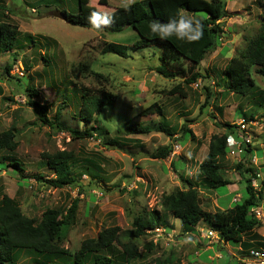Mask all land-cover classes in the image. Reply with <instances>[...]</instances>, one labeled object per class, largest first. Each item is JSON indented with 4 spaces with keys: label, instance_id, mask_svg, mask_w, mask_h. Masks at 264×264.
Segmentation results:
<instances>
[{
    "label": "rangeland",
    "instance_id": "1",
    "mask_svg": "<svg viewBox=\"0 0 264 264\" xmlns=\"http://www.w3.org/2000/svg\"><path fill=\"white\" fill-rule=\"evenodd\" d=\"M45 1L50 2L0 0V23L16 24L19 28L13 50L16 51V59L12 60V52L0 56V133L13 128V140L17 146L13 152L0 150V159L14 155L22 169L18 174L13 173V167L0 170V199L7 194L18 202L26 216L37 220L46 208L65 212L74 198L79 199V204L74 223L59 243L69 251L68 256L51 258L32 249H16L17 263L71 264L73 254L84 239L95 238L100 230L112 226L120 228L122 241L134 240L136 243L140 253L131 264L212 263L207 255L213 252L203 251L198 248L199 244H193L191 238H186L190 236V229L163 211L160 201L163 195L184 188V179L193 181L199 190L207 188L198 172V165L207 156L210 137L222 133H226V138L238 135L237 126L232 128L234 133H229L221 125L224 122L233 124L243 118L241 111L248 112L251 108L257 111L253 118L257 123L251 126L250 145L253 150L242 164L247 167L255 155V170L262 175L261 181L264 182V77L253 69L256 88L246 96L224 91L216 84L229 59L242 54L248 41L264 25V0H225L228 11V16L223 19L225 34L219 37L218 45L206 54L196 69L208 77H198L192 83H186V72L165 78L152 70L158 64L153 48L132 47L139 38L132 27L109 32L73 25L52 16L51 12L60 8L75 12L77 0ZM133 1L104 0L106 5H103L98 0H79L87 20L91 12L104 16L114 8H126ZM28 37H32V42L27 40ZM109 42L126 45L128 57L103 53L104 45ZM183 65L185 68L188 66L186 62ZM27 85L38 93L30 100L49 105L50 119L59 110L61 124L81 130L90 126L79 117L80 95L84 89L93 94L110 92L116 100L105 106L102 114L96 117L101 122L98 132L92 131L91 137L72 138L68 131L51 128L38 119L35 110L27 104ZM205 87L209 88L210 95L203 106ZM153 103L162 108V113L142 114L141 111ZM160 120L174 131V136L154 130L148 133L126 132L129 125L154 126ZM182 124L192 130L194 138L188 134L180 135ZM92 125L97 126L98 123L93 122ZM114 139L118 142L115 146L108 144L107 141ZM163 146L172 149L170 155L165 159L152 158L151 153ZM63 150L73 154L72 174L77 178L78 186L55 188L35 180L33 175L36 174L46 179L54 177L43 154ZM226 150L219 163L230 183L216 187L215 191L224 195L237 187L236 192L241 198L235 197L236 200L230 204L233 206L247 196L245 181L235 169L243 154L238 157L231 155L227 147ZM263 182L259 181L258 188L254 189L262 192L259 207L264 211ZM230 198V195L220 198L223 209L229 207ZM152 210L162 214V226L168 231L175 229L173 234L167 236L163 233L156 243L151 240L153 233L133 239V220L139 214ZM261 232L264 233L263 228ZM185 239L190 245L182 249L179 241ZM149 244L152 245L150 249ZM229 244L235 251L236 245ZM110 249L114 264H125L119 258L120 247L114 244ZM252 249L264 250L257 246ZM239 251L236 252V261L227 249H220L224 259H215L213 263L218 264L219 260V264L230 261L231 264H257L249 251L241 254ZM86 260L85 264H93L90 256Z\"/></svg>",
    "mask_w": 264,
    "mask_h": 264
},
{
    "label": "trees",
    "instance_id": "2",
    "mask_svg": "<svg viewBox=\"0 0 264 264\" xmlns=\"http://www.w3.org/2000/svg\"><path fill=\"white\" fill-rule=\"evenodd\" d=\"M98 1L100 4L106 5L104 0ZM44 2L50 1L44 0ZM77 3L78 9L75 12L60 8L66 14L67 22L109 32H119L127 26L132 27L139 36L132 47L150 46V49L153 48L152 52L156 55L158 64L152 67V70L165 78H174L178 74L186 72L188 76L186 83H192L198 77H208V75L203 76L196 69L206 54L213 51L218 45L219 37L225 34L223 19L228 16L225 0H135L126 8H114L109 14L97 15L96 19L92 18L94 12H91L87 20L79 0ZM45 5L48 4L45 3ZM181 17L192 20L193 28L196 25L200 26L201 35L198 39L190 41L187 38L181 39L175 34L163 33V29L173 21L178 23ZM105 19L110 20V23H103ZM154 23L159 26L161 31H153ZM96 24H99V27H96ZM18 36L19 28L16 24L0 23V56L5 52H12V60L16 59V51L13 52V50H15ZM27 40L32 42V37H28ZM128 50L124 44L109 42L104 45L102 52L128 57ZM44 60L48 61L46 58ZM183 62L188 64L187 68L184 67ZM253 69L258 75L264 77L263 24L258 34L248 41L244 52L229 59L216 84L223 87L224 91L241 96L251 94L256 88V83L252 77ZM93 72L91 70V73ZM177 88L179 89V87ZM84 90L85 92L80 95L79 117L81 121L90 124V126L81 130L61 124L59 122V110H56L54 118L50 119L48 117L49 105L30 100L32 96H37V90L30 85L25 87L28 97L27 104L35 110L38 119L51 128L68 131L72 138L91 137L92 131L98 132L101 122L96 117L102 114L105 106L111 105L116 100V96L107 91L93 94L90 93L89 89ZM205 90L207 91L203 106L207 104V97L210 95L209 88L205 87ZM154 111L161 114L162 108L157 103H153L141 112L146 114L154 113ZM241 112L246 120L253 119L257 113L253 108L248 112ZM93 122L98 123V125L93 126ZM221 126L229 133H234L232 128L236 127V125L227 122L222 123ZM152 130L164 132L167 136L175 135L164 120H160L154 126L134 124L126 128L127 133H148ZM185 134L194 138L192 130L186 124H182L180 135L185 136ZM13 138V128L1 132L0 150L13 152L17 146ZM225 138L226 133L212 135L208 142L207 156L198 165V172L206 184L205 187L210 189L230 183L219 163V159L225 156L227 151ZM107 142L111 146L118 143L117 139ZM252 150L251 145L244 148L243 157L235 168L245 181L247 196L241 202H235L233 206L224 210L207 211L201 206L199 189L193 181L184 179L183 181L186 183L184 188H177L162 196L160 201L162 210L179 219L182 226L188 230H192V227L199 223L204 224L215 230L222 242L239 245L241 252H248L255 246L264 248V237L255 232V229L261 227L263 222L253 213V209L260 206L262 192L255 191L250 185L256 164L249 163L247 167H243L242 164L247 156L252 153ZM171 152L172 149L169 146H163L152 152L151 157L165 159ZM43 158H46L47 165L53 170L54 177L46 179L42 175L36 174L33 175L35 180L55 188H62L65 185L78 186L77 178L75 179L72 174L74 158L71 152L57 151L53 154H43ZM8 167H13L15 174L22 171L21 163L14 158V155H5L0 159V170ZM78 204L79 199L74 198L65 212L55 208H46L41 213L40 219L37 220L34 217L26 216L14 198L3 194L0 199V264H18L14 256L16 249H32L51 258L61 255L68 256L69 251L60 246L59 243L63 240L65 231L75 221ZM161 219L162 214L158 210L139 214L133 220L134 229L131 232L133 239L144 236L147 230L158 225L162 226ZM119 230L118 226L103 228L95 238L84 239L77 252L73 254L71 264H85L88 256L92 259L93 264H114L110 249L114 244H117L121 249L119 258L125 264H131L132 260L139 256V249L134 240L122 241L119 238ZM150 248L151 246H148V249ZM47 264L52 263L48 262Z\"/></svg>",
    "mask_w": 264,
    "mask_h": 264
},
{
    "label": "crops",
    "instance_id": "3",
    "mask_svg": "<svg viewBox=\"0 0 264 264\" xmlns=\"http://www.w3.org/2000/svg\"><path fill=\"white\" fill-rule=\"evenodd\" d=\"M224 30H226V28ZM261 179L263 180L262 175L260 176L259 181L263 182V181H261ZM236 189H237V187L236 188L234 187L232 191H230L231 189H229L224 195H219L215 191V189H210V188L201 189L200 188L199 192L201 194V200H202L201 206L203 207V209H205L207 211H211V212H214L217 210H224L221 207L219 200L222 197H228L230 195L231 198L228 201L227 205L229 204L228 206L231 207L230 204L234 201V198L237 196L240 197V195L236 192ZM232 193H234V194H232ZM262 222H264V221L262 220ZM206 228H207V226H205L202 223H199L195 227H192V230L189 231L190 236H187L186 238H191L193 244H199L200 246L198 248L203 249V251H206L208 253L213 252L212 254L207 255L208 259L212 262L209 264H214L213 262L215 261V259L216 260L217 259H219V260L224 259V255H222L220 253V249H227V252L231 256V258L235 259L237 250H240L239 245H236L235 251H234L233 247H231L229 243H224V242H219L218 240L209 239L208 237L205 236V231H203ZM262 228L264 229V226H261V227L255 229V232L264 237V233L261 232ZM171 229L174 232L175 229H173V228H171ZM207 229H209V228H207ZM179 243H180L182 249H183V247L187 248V246L190 245L189 241L186 239L180 240ZM148 246H152V245L149 244ZM239 252L241 254V251H239ZM187 253L189 254V252H187ZM219 260H218V264H219ZM195 262L198 264H204V263H201L198 261H195ZM228 264H231V261Z\"/></svg>",
    "mask_w": 264,
    "mask_h": 264
},
{
    "label": "built area",
    "instance_id": "4",
    "mask_svg": "<svg viewBox=\"0 0 264 264\" xmlns=\"http://www.w3.org/2000/svg\"><path fill=\"white\" fill-rule=\"evenodd\" d=\"M18 73L20 75H23L22 72L20 71ZM234 123L237 126L238 135L236 136L229 135L226 138L225 143L231 155H237L238 157H240V155L243 154L244 152V148L251 144V137H252L251 126H255L257 123V120L255 119L246 120L244 118H241L236 122L234 121L233 124ZM250 160H251V163L257 164L256 162L257 158L255 155L252 156ZM259 179H260V174L258 173L257 170H255L250 180V185L253 189L258 188ZM234 200H236V198ZM253 213L258 219H263L264 217V212L260 207L254 208ZM147 233H153L151 240L152 242L156 243L158 239L163 237L162 235L163 233H166L167 236L169 235L171 236L173 234V230L170 229V231H168L167 227L158 225L154 227L153 229L147 230ZM205 236L208 237L209 239L218 240L219 242H222L219 238L218 233L213 229L209 228L205 230ZM249 254L253 257V259L255 260V263L264 264V250L251 249L249 251Z\"/></svg>",
    "mask_w": 264,
    "mask_h": 264
},
{
    "label": "clouds",
    "instance_id": "5",
    "mask_svg": "<svg viewBox=\"0 0 264 264\" xmlns=\"http://www.w3.org/2000/svg\"><path fill=\"white\" fill-rule=\"evenodd\" d=\"M93 19L97 18V14L93 13ZM103 23L107 24L110 23V20L105 19ZM193 21L184 17H181L179 22L173 21L171 24H169L165 29H163V33L167 35L175 34L179 38L184 39L187 38L188 40H196L201 35L199 31V25H196L195 28L192 27ZM96 27H99V24L95 25ZM153 31H161L159 26L157 24H153L152 26ZM264 212V211H263ZM264 218V217H263ZM262 220V219H260Z\"/></svg>",
    "mask_w": 264,
    "mask_h": 264
},
{
    "label": "water",
    "instance_id": "6",
    "mask_svg": "<svg viewBox=\"0 0 264 264\" xmlns=\"http://www.w3.org/2000/svg\"><path fill=\"white\" fill-rule=\"evenodd\" d=\"M52 16L62 19V20H66V14L61 10V9H53L51 12Z\"/></svg>",
    "mask_w": 264,
    "mask_h": 264
}]
</instances>
